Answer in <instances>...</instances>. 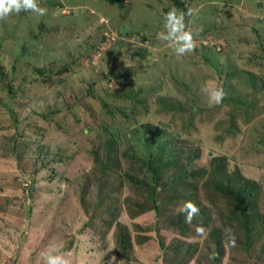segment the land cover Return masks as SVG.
I'll list each match as a JSON object with an SVG mask.
<instances>
[{
    "label": "rangeland",
    "instance_id": "obj_1",
    "mask_svg": "<svg viewBox=\"0 0 264 264\" xmlns=\"http://www.w3.org/2000/svg\"><path fill=\"white\" fill-rule=\"evenodd\" d=\"M37 3L45 16L0 20V264H43L50 244L91 264H213L211 230L220 264H264V0ZM172 8L194 12L196 47L180 58L157 39ZM215 157L259 187L247 246L240 230L224 243Z\"/></svg>",
    "mask_w": 264,
    "mask_h": 264
},
{
    "label": "clouds",
    "instance_id": "obj_2",
    "mask_svg": "<svg viewBox=\"0 0 264 264\" xmlns=\"http://www.w3.org/2000/svg\"><path fill=\"white\" fill-rule=\"evenodd\" d=\"M21 11L31 12L37 16H45L47 9L41 7L37 0H0V20H5L11 14H19ZM193 9L186 12L176 8L170 9L164 17L165 31L157 33V39L169 42L174 49L177 58L183 57L195 50L196 40L192 31L186 28V17H192ZM202 91L208 96L209 103L212 105H220L225 98L226 93L222 88L204 87ZM186 213L185 222L191 223L192 218L198 215L199 209L196 205L188 201L184 205ZM203 227H197V235L204 234ZM237 237L231 228L225 229L224 243L226 246L235 247ZM43 264H91L86 257H77L73 260L70 254L63 253L56 245L50 244L40 253ZM215 259V255L210 257Z\"/></svg>",
    "mask_w": 264,
    "mask_h": 264
},
{
    "label": "trees",
    "instance_id": "obj_3",
    "mask_svg": "<svg viewBox=\"0 0 264 264\" xmlns=\"http://www.w3.org/2000/svg\"><path fill=\"white\" fill-rule=\"evenodd\" d=\"M41 72V71H39ZM212 159V165L209 169V175L207 177V183L212 187L214 193L216 192L219 196L223 197L227 201L230 217L232 221L229 228L234 230H240L244 233L245 246L253 243L256 239L255 234L260 230L261 224H258L260 211L257 203L258 196V185L257 183L249 178H245L242 174L236 171L233 176L226 174V162L224 158L215 157ZM149 160V159H145ZM150 169V163L144 162ZM111 218L108 224L113 221H117L114 217V213L110 214ZM112 221V222H111ZM118 231L116 232V246L117 252L126 255L131 248L130 236L125 226L117 223ZM237 226V227H236ZM210 238L214 243V249L212 256L215 255V259H211L213 264H220L221 257L224 252L223 241L218 236L216 230L209 232ZM264 250V246H263Z\"/></svg>",
    "mask_w": 264,
    "mask_h": 264
}]
</instances>
